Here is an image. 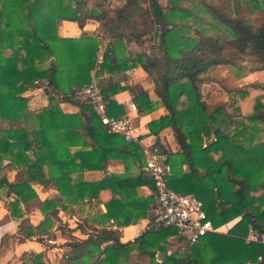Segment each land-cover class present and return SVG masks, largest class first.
<instances>
[{"label": "trees", "instance_id": "16d2710c", "mask_svg": "<svg viewBox=\"0 0 264 264\" xmlns=\"http://www.w3.org/2000/svg\"><path fill=\"white\" fill-rule=\"evenodd\" d=\"M106 1L89 6L88 0H0V167L25 177L12 182L0 176V191L9 198L11 216L21 219V240L46 243L61 210L103 204L106 210L93 215L87 237L62 227L69 248L63 264H128L134 252L148 255L149 264H264V241L246 240L250 231L264 235V82L235 92L234 114L242 117L237 121L224 104L206 102L202 88L214 81L211 73L220 65L237 78L264 70V0H122L116 7ZM65 19L81 28L89 19L101 22L108 39L102 61L97 36L59 35ZM137 66L153 80L157 96L134 94L138 113L163 107L165 113L148 123L149 133L157 136L170 127L178 143L177 152L155 143L166 154L171 188L200 198L215 227L237 220L226 232L187 241L171 253L170 238L179 236L175 228L151 226L132 241L120 240L115 226L151 217L154 181L142 169V146L109 133L83 94L94 77ZM111 79L97 81L107 113L125 117L114 95L128 88ZM35 87L49 98L39 112L30 110L24 96ZM62 103L78 111L66 113ZM221 122L234 128L224 131ZM110 159L122 160L125 172L85 177L106 169ZM38 186L58 193L41 200ZM141 186L154 195L140 196ZM36 200L44 219L33 225L30 203ZM18 264L52 263L45 253L31 251Z\"/></svg>", "mask_w": 264, "mask_h": 264}, {"label": "crops", "instance_id": "0c3cea01", "mask_svg": "<svg viewBox=\"0 0 264 264\" xmlns=\"http://www.w3.org/2000/svg\"><path fill=\"white\" fill-rule=\"evenodd\" d=\"M83 32H86L89 36H97L99 39H101L102 44L101 46V52L104 51V48L108 42V39L106 36L103 35V30L101 27V22L95 19H89L83 28H81L77 22L71 21V20H62L59 23L58 26V33L61 37H68V38H79ZM263 71H255L248 74V76L256 73H262ZM110 77L112 78V82H119L120 86H126L128 89L122 90L114 95V98L117 100L118 103L122 104L125 107L126 113L125 117L129 118L132 126L134 128L133 130V138L132 140L138 142L142 148H143V155L145 157V161H147V150L150 149L155 143L159 142L160 145L164 146L166 149L170 150L171 152H177L178 150V143L175 137V134L173 130L170 127L164 128L160 131V133L156 135H152L149 133L148 123L158 119L162 114L165 113V109L161 106H159L156 110L147 113V114H139L138 110L136 108V105L133 103L132 97L134 94H138L140 90H145L149 93L150 98L152 100H156L157 96L155 94L154 89V83L151 81L150 76L145 72V70L141 66H137L135 68L119 72L117 74H106L103 77H94L97 81L99 80H105V82H108L110 80ZM264 82V81H259ZM24 96L28 98V105L31 111L33 112H39L42 110L46 105H48L49 98L46 93V90L43 87H35L30 90H27L24 93ZM63 110L66 113H75L78 111V107L69 103H62L61 104ZM4 127L10 126L8 123H4ZM8 160L4 161V164H8ZM146 165V164H145ZM145 165L143 166V170L145 168ZM138 168V166H135ZM6 169H8L10 172L6 174V176L9 178L12 182H17L16 175L19 174L22 171H19L18 169H14L10 166H6ZM186 168V167H185ZM145 171V170H144ZM11 172L13 175L11 176ZM125 172V164L120 159H110L107 162L106 169L104 170H96V171H88L85 173V177L90 180H99L104 178L110 173H124ZM23 173V172H22ZM50 188V187H49ZM47 189V188H46ZM174 189V188H172ZM175 190V189H174ZM176 191V190H175ZM138 193L140 196L148 197L154 195V190L151 187L148 186H141L138 189ZM55 196V195H54ZM52 196V197H54ZM45 198V197H44ZM51 198V197H48ZM9 198H7L3 191H0V205L1 208L0 211H2L1 218L4 219V222L1 223L3 225L2 228H0V232H2V237L11 238L17 236L19 238V242H17V246H20L21 251L19 253L18 260L16 262H12V264H18L21 262L22 257L31 251L35 252H43L49 258L50 262L52 260L51 252L53 250H59L57 245H49L48 242L51 244V242H55V239H49L46 243H41L36 240L31 239H25L21 240V236L19 234V224L21 219L15 218L11 216L10 211H8L5 207V205L8 203ZM44 200V199H42ZM85 210H88V217L82 216V212ZM100 211H105L106 208L103 204H99L96 206L93 210L90 209V205L83 204L75 207V210H67L64 211L66 214H68L67 219H65V226L70 230L72 235H75L79 238H85L87 237V231H90L91 225H93V215H96V213ZM38 214L42 216L43 214L41 211L37 208V210H34L30 212V216L32 214ZM89 214L92 216L89 217ZM90 220H89V219ZM43 220V219H42ZM42 220L38 221L40 223ZM31 223L33 225H37L38 223H33L32 219H30ZM237 220H233L223 226L220 227L222 232H226L230 227H232ZM67 222V223H66ZM16 223V229H12V224ZM151 217L150 218H142L139 219L136 223L130 224L128 226H121V227H114L115 229H118L120 232V240L122 242H128L134 240L138 235H140L143 231L147 230L149 227H151ZM15 226V225H14ZM85 229V230H82ZM69 230L67 233H69ZM10 236H7L8 234ZM7 234V235H6ZM13 235V236H12ZM264 236V235H263ZM58 239V238H57ZM62 243L60 244L61 250L63 251V260L65 261V255L68 252L69 248L68 246L64 245V243L67 241L66 236H62ZM2 240H0V248L2 247ZM45 246V247H44ZM2 250H6L7 254L10 252L9 248H1ZM9 262V261H8ZM63 264V263H62Z\"/></svg>", "mask_w": 264, "mask_h": 264}, {"label": "built area", "instance_id": "2783aa9c", "mask_svg": "<svg viewBox=\"0 0 264 264\" xmlns=\"http://www.w3.org/2000/svg\"><path fill=\"white\" fill-rule=\"evenodd\" d=\"M103 53L99 61H102ZM95 113L101 118L109 133H119L125 140L133 138V126L129 118H116L108 115L102 87L94 79L83 90ZM166 154L159 145L147 150L145 172L152 177L155 186V205L151 211V223L154 226L175 228L180 237L190 243L197 242L211 232H222L209 218L204 202L194 194H181L170 186V166L166 163ZM247 241L261 242L264 236L250 231ZM262 258L259 257V261Z\"/></svg>", "mask_w": 264, "mask_h": 264}, {"label": "rangeland", "instance_id": "374dc122", "mask_svg": "<svg viewBox=\"0 0 264 264\" xmlns=\"http://www.w3.org/2000/svg\"><path fill=\"white\" fill-rule=\"evenodd\" d=\"M94 1L95 0H88L89 6H93V4L95 3ZM161 2L164 5H167V0H161ZM106 3H107V7H116L122 3V0H107ZM253 17L254 16H252V18ZM152 52L158 53V54L160 53V51H157V50L152 51ZM211 76L214 78V81L211 83L205 84L202 87L203 92H204V99L206 100V102H208L212 106L220 104V103L224 104L226 106V110L232 114L235 113L234 105L232 104L233 95L235 94V92L238 91L239 89L244 88L247 84H250L253 82L264 81V72L252 74L250 76H248L247 74L246 76L242 78H237L235 77L234 73L227 65L218 66L214 71H212ZM151 81L153 82L152 79ZM234 115H235L234 116L235 121L242 119L240 115H237V114H234ZM221 126L224 131H230L234 128V124L233 123L229 124L228 122H221ZM9 172L10 171L6 169L5 166L0 167V176L6 175ZM12 175L13 173L11 172V176ZM15 178L16 180L21 181V180H24L25 177L23 173L20 172L19 174L16 175ZM37 188H38L39 197L41 200L57 195L58 193V190L54 187H50L46 189L41 186H38ZM37 203H38V200L30 203V208L32 209V211L37 210V207H36ZM5 207L9 211L7 204L5 205ZM1 208L3 207H1L0 205V209ZM88 213L89 211L84 209V211L82 212V216L88 217ZM68 214L70 213L67 212L66 214L63 210H61L59 212L61 219L55 220L50 228L52 233L47 236L46 235L44 236L47 242L49 239L52 240L53 235L56 236L55 242H51V244L48 242L49 245H53V244L57 245L58 246L57 248L59 249V250L55 249L51 252L50 259L52 260L54 264L64 263L62 254H63V251H66V250L62 251L61 248H64V247H61L60 244L63 241L62 236L64 235L62 227L65 226V219H67ZM1 216H2V211H0V228L3 227L1 223L4 222V219L1 218ZM90 216L92 215L89 214V217ZM29 218L32 219L33 223H38V221L44 219V215L42 218V216L33 213L32 216L29 215ZM151 226H154V225L152 224ZM16 227H17L16 223L15 224L13 223L12 229H16ZM2 232H0V240L3 241L2 242L3 245L1 248H7V249L9 248L10 252H8L9 254H7L6 250H2L0 248V264H12V262H16L18 260L19 253L21 251L20 246L16 247L17 242H19V238L15 236V238L9 237L6 239L5 237H2V234H1ZM7 234H6L7 236H10L9 235L10 233H7ZM170 241L171 243L167 247L168 253H171L179 249L183 250L187 244V241L183 238H180L179 236L171 237ZM149 263H150L149 256L143 255L138 252H134L133 254H131L130 259L128 260V264H149Z\"/></svg>", "mask_w": 264, "mask_h": 264}, {"label": "water", "instance_id": "95a60500", "mask_svg": "<svg viewBox=\"0 0 264 264\" xmlns=\"http://www.w3.org/2000/svg\"><path fill=\"white\" fill-rule=\"evenodd\" d=\"M164 258V253L163 252H160L159 254H158V259H163Z\"/></svg>", "mask_w": 264, "mask_h": 264}]
</instances>
